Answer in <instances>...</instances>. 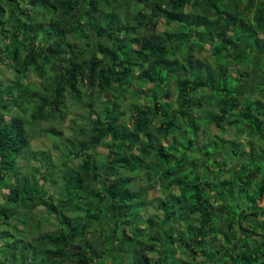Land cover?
<instances>
[{"label": "trees", "instance_id": "obj_1", "mask_svg": "<svg viewBox=\"0 0 264 264\" xmlns=\"http://www.w3.org/2000/svg\"><path fill=\"white\" fill-rule=\"evenodd\" d=\"M0 65V264H264V0H0Z\"/></svg>", "mask_w": 264, "mask_h": 264}, {"label": "rangeland", "instance_id": "obj_2", "mask_svg": "<svg viewBox=\"0 0 264 264\" xmlns=\"http://www.w3.org/2000/svg\"><path fill=\"white\" fill-rule=\"evenodd\" d=\"M163 27L161 26V25H159V29H162ZM4 68L0 65V72H4V70H3ZM2 72V73H3ZM254 77H255V75H254ZM229 81L231 82V84H235L234 83V81L233 80H231V79H229ZM248 83V82H247ZM171 86H172V84H171ZM77 111V110H76ZM73 113L74 112H71V114L69 115L70 117H72V115H73ZM65 125H67V123H66V121L64 122V124H63V126H65ZM64 128V127H63ZM42 140L44 141V142H46L47 140H46V138H37V139H34L33 141H32V145L36 148V147H40V145L43 143L42 142ZM181 148H183V145L182 146H180ZM148 195H149V197H151V198H153V197H157V196H159L160 195V191L158 190V192H157V190H155V189H151V190H149L148 191ZM261 204H263V201L261 202ZM44 228H45V226H44ZM47 228V227H46Z\"/></svg>", "mask_w": 264, "mask_h": 264}]
</instances>
